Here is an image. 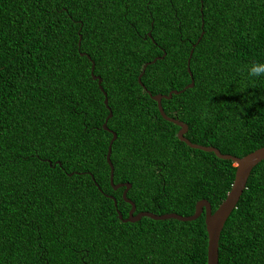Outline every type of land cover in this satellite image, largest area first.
<instances>
[{"label":"trees","instance_id":"trees-1","mask_svg":"<svg viewBox=\"0 0 264 264\" xmlns=\"http://www.w3.org/2000/svg\"><path fill=\"white\" fill-rule=\"evenodd\" d=\"M93 63L114 182L132 184L137 213L189 216L202 199L214 212L237 169L180 141L148 91H180L162 107L192 143L264 147V72L249 71L264 64V0H0V264H208L205 213L120 220L131 205L110 182ZM219 264H264V161Z\"/></svg>","mask_w":264,"mask_h":264},{"label":"water","instance_id":"water-1","mask_svg":"<svg viewBox=\"0 0 264 264\" xmlns=\"http://www.w3.org/2000/svg\"><path fill=\"white\" fill-rule=\"evenodd\" d=\"M203 34H204V31L202 32L198 41L201 40ZM149 36H151V33H149ZM80 45H81V40L79 42V46ZM194 47L191 51L190 58L188 60V71L192 77V82L186 88H192L195 84L193 80V75L190 69V59L193 55ZM163 57L164 56L155 58L152 61V63L156 62V60H158L159 58L162 59ZM148 64L144 66L143 73L145 69L147 68ZM94 70H95V63H93L92 65V77L94 80L98 81L99 87L105 96V100H104L105 105L109 109V115L106 118L105 123L103 124V128L113 134V138L109 144L108 154H107V162L109 163V166L111 167L110 182L114 190L124 188L123 199L131 205L129 216L126 219L123 217L122 213L118 210V215H119L120 220H122L123 222L135 223L137 221H140L143 217H149L154 220L176 219L182 222H190V221H194L198 219L203 213H205V222H206V228H207V233H208V264H219V242H220L222 231L231 213L237 207V204L244 190L247 187V183H248V180L251 176L253 169L258 164H260L262 161H264V147H261L247 154L244 157H237V156L230 155V154H224L218 148L214 146H203L200 144L192 143L185 136L188 131L187 124H185L184 122L176 118L169 117L165 113L162 107L163 99L165 98L170 99L172 98L173 94H179L180 91H172L169 93V95H163V94L152 95L151 92L148 91L151 98L158 103V108H159V111L162 117L168 122L174 123L180 128L178 131V138L180 141L185 142L189 147L193 149H199V150L206 151V152H214L215 155L220 159L231 160L235 163L237 169H236V174H235V180H234V183L232 185L230 192L228 193L226 199L222 202V204L214 212H213L212 206L209 203V201L206 199H202L197 202L196 207H195V212L189 216L180 215L178 213H167V214L157 215V214H154L148 211L137 213L135 203L131 199L127 198L128 191L131 189L132 184L130 183L115 184L114 182V166L111 162V154H112V145L114 141L117 139V134L111 129H109V127L107 126V123L109 119L112 118L113 113L109 107V100L107 97V93L102 87L103 80L100 76H97L94 74ZM143 73L139 76V79H138L140 83H141V77ZM115 206L117 207V201H115Z\"/></svg>","mask_w":264,"mask_h":264},{"label":"clouds","instance_id":"clouds-1","mask_svg":"<svg viewBox=\"0 0 264 264\" xmlns=\"http://www.w3.org/2000/svg\"><path fill=\"white\" fill-rule=\"evenodd\" d=\"M249 71L252 76L259 75V73L264 72V64H254Z\"/></svg>","mask_w":264,"mask_h":264}]
</instances>
